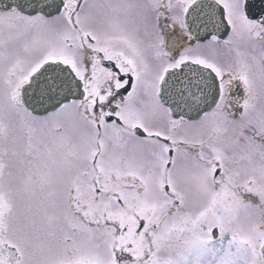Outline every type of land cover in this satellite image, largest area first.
<instances>
[{"label": "snow or ice", "instance_id": "6c2138e0", "mask_svg": "<svg viewBox=\"0 0 264 264\" xmlns=\"http://www.w3.org/2000/svg\"><path fill=\"white\" fill-rule=\"evenodd\" d=\"M0 264H264V0H0Z\"/></svg>", "mask_w": 264, "mask_h": 264}]
</instances>
